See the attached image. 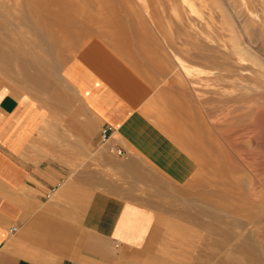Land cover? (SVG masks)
Returning <instances> with one entry per match:
<instances>
[{
	"label": "rangeland",
	"instance_id": "rangeland-1",
	"mask_svg": "<svg viewBox=\"0 0 264 264\" xmlns=\"http://www.w3.org/2000/svg\"><path fill=\"white\" fill-rule=\"evenodd\" d=\"M263 13L264 0H0V91L31 92L39 67L97 40L144 65L158 111L177 107L193 133L196 170L153 196L146 242L106 264H264Z\"/></svg>",
	"mask_w": 264,
	"mask_h": 264
},
{
	"label": "crops",
	"instance_id": "crops-1",
	"mask_svg": "<svg viewBox=\"0 0 264 264\" xmlns=\"http://www.w3.org/2000/svg\"><path fill=\"white\" fill-rule=\"evenodd\" d=\"M42 67L31 92L0 91V264L110 263L117 247L146 242L153 196L196 170L193 133L176 127L172 101L176 116L158 111L166 93L144 65H122L97 40Z\"/></svg>",
	"mask_w": 264,
	"mask_h": 264
},
{
	"label": "built area",
	"instance_id": "built-area-1",
	"mask_svg": "<svg viewBox=\"0 0 264 264\" xmlns=\"http://www.w3.org/2000/svg\"><path fill=\"white\" fill-rule=\"evenodd\" d=\"M111 135H112V128L111 127L105 126V127L101 128L100 136H99L100 137L99 138L100 139V144L107 146L108 143H109V140L111 138ZM109 151L112 154H114V155H116L118 157H123L125 155V152L123 150H121V149L109 148ZM12 231L16 232V228L15 227L12 228Z\"/></svg>",
	"mask_w": 264,
	"mask_h": 264
},
{
	"label": "bare ground",
	"instance_id": "bare-ground-1",
	"mask_svg": "<svg viewBox=\"0 0 264 264\" xmlns=\"http://www.w3.org/2000/svg\"><path fill=\"white\" fill-rule=\"evenodd\" d=\"M205 3H206V2H205ZM117 4H118V3H117ZM207 4H209V3H207ZM202 6H203V5H202ZM259 6H260V5H259ZM260 9H262V7H261ZM161 10H162V9H161ZM163 10H164V9H163ZM163 10H162V11H163ZM153 14H154V13H153ZM263 14H264V13H263ZM261 17H262V16H261ZM220 20H221V19H220ZM0 30H3V28L0 29ZM191 35H192V34H191ZM189 37H190V36H189ZM218 37H219V36H218ZM216 40H217V39H216ZM201 44H202V43H201ZM198 46H199V48L202 47V45H200V42H198ZM214 51H215V50H214ZM198 52H200L199 49H198ZM51 55H52V54H51ZM51 55H50V56H51ZM56 70H57V69H56ZM38 71H39V69L36 70L35 77H33L34 79H35V78L37 79V78L40 77V71H39V72H38ZM199 132H200V131H199ZM220 197H221V196H220ZM217 199H218V198H217ZM217 203H218V202H217ZM215 206H216V205H215ZM174 214H175V213H174ZM189 217H190V216H189ZM191 219H193V218H191ZM213 228H214V227H213ZM210 229H211V228H209V230H210ZM213 231H214V229H213ZM217 231H218V230H217ZM210 232H211V231H210ZM212 233H213V232H212ZM223 243H225V242L223 241ZM221 245H222V244H221ZM237 253H238V252H237ZM255 262H256V261H255ZM257 262H258V261H257ZM257 262H256V263H257ZM260 262H261V261H260ZM225 264H226V263H225ZM258 264H260V263L258 262Z\"/></svg>",
	"mask_w": 264,
	"mask_h": 264
}]
</instances>
